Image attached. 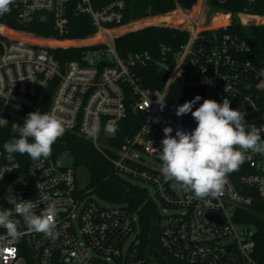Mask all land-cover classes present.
Listing matches in <instances>:
<instances>
[{
	"label": "built area",
	"instance_id": "built-area-1",
	"mask_svg": "<svg viewBox=\"0 0 264 264\" xmlns=\"http://www.w3.org/2000/svg\"><path fill=\"white\" fill-rule=\"evenodd\" d=\"M72 1L15 0L10 11L0 16V118L5 119L0 128L19 136L15 124L23 126L28 113L40 110L56 115L65 130L90 140L120 175L152 186V190L147 188L149 195L165 212L159 214L157 224L165 252L186 264H264L256 226L243 218L256 198L264 204V155L248 153L235 171L238 179L230 174L223 195L205 200L195 199L177 184L174 187V181H166L161 168L142 155L161 161L165 127L173 128V136L178 129H195L186 126L183 116L176 115L177 107L169 99L171 85L187 78L204 85L209 99L222 103L228 98L233 109L246 114V128L264 127V116L255 114L257 104L252 93L264 86V69L245 57L252 54L251 48L230 34L215 32L207 39L203 35L207 30L226 28L233 13L214 9L213 13L228 14L230 23L212 26L206 18L211 14L204 7L210 8V0L197 1L201 7L196 16L193 10L197 3L192 8L178 6L175 10L186 16V22L176 28L188 31L189 40L173 53L163 46L160 59L148 51L122 55L117 50L116 39L122 34L112 31L125 26V0H114L100 8L94 6V0H74L75 13L88 15L96 27L95 33L82 39L50 36L45 41L43 36L9 26L4 19L9 16L24 25L33 21L35 12H51L54 28L62 36ZM237 15L251 14L245 10ZM95 35L101 39L82 44L51 43L83 41ZM69 47L86 49L80 59L63 64L53 51ZM168 54L171 56L166 57ZM151 62L168 73L162 88L149 87L142 81L139 70ZM164 98L166 106L161 110L159 102ZM128 105L144 112L145 120L117 148L110 140L126 117ZM93 125L97 130L89 135L87 129ZM261 135L264 139V132ZM20 199L40 200L36 214L54 203L59 236L53 240L28 230L23 218L14 213L13 218L21 221L23 235L12 240L0 227V264H158L141 249L139 215L123 205L102 206L80 189L77 169L68 160L59 167L52 158L31 162L27 167L19 162L0 163V210H14L9 201ZM170 208L180 212L167 213ZM208 213L218 214L222 222L210 219Z\"/></svg>",
	"mask_w": 264,
	"mask_h": 264
},
{
	"label": "trees",
	"instance_id": "trees-1",
	"mask_svg": "<svg viewBox=\"0 0 264 264\" xmlns=\"http://www.w3.org/2000/svg\"><path fill=\"white\" fill-rule=\"evenodd\" d=\"M114 0H94V6L100 8ZM127 7L125 9L124 24L134 20H139L149 15L167 14L174 11L178 6L184 8H192L198 0H125ZM210 8L224 10L233 13V20L226 28H220L218 31H204L205 39L212 37L216 32L219 35L230 34L239 40L246 42L251 48L252 54L245 57L252 58V61L264 69V17H253L261 24L252 23L250 25L242 24L237 19V13L247 10L251 15L264 16V0H255L249 3V0H227L219 3L217 0L209 1ZM74 0L68 7V26L65 34L60 36L54 28V15L51 12L39 11L34 13V19L28 24H17L9 16L5 17L9 26L34 33L39 36H56L59 39H82L86 38L96 31V27L92 24L90 17L86 14L75 13ZM220 16L222 20L230 22L229 15L224 12H215L206 18L210 20L211 25L216 21V17ZM250 16H241L244 23L253 20ZM166 21L164 19L149 18L143 21H134L130 26L137 28L142 25L149 26L136 31L123 34L121 38L116 39V47L120 54H128L130 52L148 51L157 59L162 55V47L167 46L170 52L180 51L190 37L186 30L176 27L151 25L161 24ZM125 28L116 29L113 34L124 31ZM100 40L98 35L92 36L83 41H51L52 44H82L86 42H95ZM84 47L58 48L53 51L55 57L61 62L66 63L70 60H78L81 58ZM171 56L168 54L166 57ZM253 56V57H251ZM169 62L171 58L168 59ZM142 81L145 85L153 88H162L168 78V73L159 68L155 63L151 62L147 66L139 70ZM253 97L257 104L255 114L264 116V86L252 91ZM201 96L202 99L193 107H199L204 99H209L207 88L197 83L192 78H187L186 82L175 81L169 91V99L178 107L187 101L192 100L195 96ZM184 122L188 127H196V121L191 113L183 115ZM145 120V113L142 111H134L128 105V112L123 118L117 129V134L110 140L115 147H120L125 137L136 132ZM18 138L7 128H0V163L9 162L6 159V153L3 148L5 142ZM31 142V141H30ZM67 152L68 156L62 158V154ZM57 161L71 160L74 167H85L89 170L90 180L88 184L89 194H96L100 199L114 205H123L129 211L137 213L146 226V232L140 234L141 249L149 255H154V262L158 264H186L165 252L160 244L158 237L159 229L154 223L159 216V206L149 195L146 187L138 186L132 183L128 178L120 175L114 168V165L95 148L94 144L77 134L65 130V134L57 140L53 145L52 156ZM12 162H19L22 166L27 167L33 162L30 157L25 154L21 156L19 153L14 154ZM231 175L234 179H238L239 173L233 172ZM90 194V195H91ZM245 221L251 222L256 226V241L261 250H264V204L259 198H256L253 207L243 213Z\"/></svg>",
	"mask_w": 264,
	"mask_h": 264
},
{
	"label": "clouds",
	"instance_id": "clouds-1",
	"mask_svg": "<svg viewBox=\"0 0 264 264\" xmlns=\"http://www.w3.org/2000/svg\"><path fill=\"white\" fill-rule=\"evenodd\" d=\"M14 2L0 0V16L9 12ZM201 99L197 95L177 107L176 115L191 113L196 127L190 132L178 129L175 136L172 135V127H165L159 156L164 179L174 181L181 190L191 193L197 200L223 195L229 175L239 169L248 153L264 155L261 135L264 127L253 125L246 128V114L233 109L228 98L222 103L204 99L193 111L194 105ZM164 100L159 102L161 110L166 106ZM3 121L5 119L0 118V122ZM15 127L19 129L18 138L14 137L3 145L9 162L14 160L17 153L21 156L27 154L33 162L47 161L52 156L53 145L65 134L63 121L59 117L52 113H41L40 110L28 113L23 126L15 124ZM96 130L93 125L87 132L93 135ZM67 156V152L62 154V158ZM62 158L57 159V167L61 166ZM39 186L36 185L38 189ZM9 203L14 204V210H0V227L6 230L8 238L18 240L23 235L21 221L13 218L14 213L23 218L28 230L42 233L53 240L58 238V210L54 203L44 206L40 214H36L40 200L20 199L18 202L10 200Z\"/></svg>",
	"mask_w": 264,
	"mask_h": 264
},
{
	"label": "rangeland",
	"instance_id": "rangeland-1",
	"mask_svg": "<svg viewBox=\"0 0 264 264\" xmlns=\"http://www.w3.org/2000/svg\"><path fill=\"white\" fill-rule=\"evenodd\" d=\"M198 6V8H196L194 12V15L196 16V14L198 13V9L201 7V5H199V2L196 4ZM182 7V6H180ZM205 7V10H206V13L207 14H213V12L215 10L213 9H210L209 7H207L206 5L204 6ZM209 11V12H208ZM197 12V13H196ZM162 15V14H160ZM155 16H158V15H153L149 18H152ZM260 16V15H259ZM260 17H264V16H260ZM149 18H142V19H139L138 21H143V20H147ZM233 19V17H231V20ZM237 19L242 23V24H245V25H250L251 22L249 23H244L243 20L237 15ZM137 21V20H136ZM230 23V22H229ZM254 23V22H253ZM257 24H261L262 22H258L256 21ZM264 23V22H263ZM132 23L128 24L127 27H124L125 28V32H123V34L127 33V32H131V31H136V30H139L141 28H144V27H147L149 26V24L147 25H142V26H139L137 28H134V27H131ZM151 25H162V26H169L167 24H165V22H162L161 24H151ZM179 26H182L183 27V24H179V25H175V26H171V27H179ZM122 34V35H123ZM121 35V36H122ZM19 36L25 38V39H30L29 37L25 36L24 34H19ZM45 39V41L47 40V38H49L50 36H43ZM143 155V158H145L146 160H148L149 162H152L153 164H155L158 168H161V165H162V162L159 161V160H153L152 158H150L149 156L145 155V154H142ZM64 161V160H63ZM69 163H72L71 160L69 159L68 160ZM77 178H78V184H79V188L82 189L83 191L85 192H90L89 189H88V184H89V180H90V174H89V170L85 167H78L77 168ZM132 183L138 185V186H141V187H146V188H149L150 190H152V186L149 185L148 183H146L145 181H141V180H138V179H129ZM172 185L175 187L176 186V183L173 182ZM91 194V193H90ZM96 200L99 201V203L102 205V206H105V207H111L112 204L109 203V202H106L102 199H100L96 194H91ZM176 212H180V209L178 208H170L168 209L167 213H176ZM159 213L161 214H164V207L163 206H160V209H159ZM159 218H157V220H155V224L157 225L159 223ZM158 227V225H157ZM160 235L158 234V237ZM151 258H155L154 255H150ZM69 264H83V263H80V262H72V263H69Z\"/></svg>",
	"mask_w": 264,
	"mask_h": 264
},
{
	"label": "bare ground",
	"instance_id": "bare-ground-1",
	"mask_svg": "<svg viewBox=\"0 0 264 264\" xmlns=\"http://www.w3.org/2000/svg\"><path fill=\"white\" fill-rule=\"evenodd\" d=\"M196 8H198V6H196ZM154 19H164L166 24L169 26L184 24L186 22V16L180 10H174L167 14L155 16ZM226 24H228L226 20H222L220 16H217L216 21L212 24V26H222ZM98 38L101 39V36L98 35Z\"/></svg>",
	"mask_w": 264,
	"mask_h": 264
},
{
	"label": "water",
	"instance_id": "water-1",
	"mask_svg": "<svg viewBox=\"0 0 264 264\" xmlns=\"http://www.w3.org/2000/svg\"><path fill=\"white\" fill-rule=\"evenodd\" d=\"M149 16H151V15H149ZM119 38H121V36ZM251 57H253V56H251ZM207 216L212 220H217L218 222H222V219L220 218V216L218 214L208 213ZM139 224L141 227V232H146V226L143 224V220L141 218L139 219Z\"/></svg>",
	"mask_w": 264,
	"mask_h": 264
},
{
	"label": "crops",
	"instance_id": "crops-1",
	"mask_svg": "<svg viewBox=\"0 0 264 264\" xmlns=\"http://www.w3.org/2000/svg\"><path fill=\"white\" fill-rule=\"evenodd\" d=\"M149 17H151V16H148V17H146V18H149ZM250 17L253 18V17H260V16H259V15H250ZM134 21H136V20H134ZM134 21H131V22L125 24V26H123V27H127L128 24L133 23ZM137 21H138V20H137ZM250 22H251V24H252L253 22L256 23V20L253 18V20H250ZM248 23H249V22H248ZM123 27H122V28H123ZM123 32H125V30L122 31L121 34H123Z\"/></svg>",
	"mask_w": 264,
	"mask_h": 264
}]
</instances>
